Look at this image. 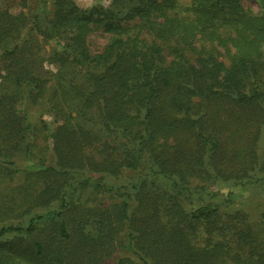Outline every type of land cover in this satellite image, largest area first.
Returning <instances> with one entry per match:
<instances>
[{
    "label": "trees",
    "instance_id": "trees-1",
    "mask_svg": "<svg viewBox=\"0 0 264 264\" xmlns=\"http://www.w3.org/2000/svg\"><path fill=\"white\" fill-rule=\"evenodd\" d=\"M254 1L258 12L242 0H112L109 8L52 0L50 10L43 2L38 12L14 15L0 0V165L12 168L11 155L29 152L28 103L42 97L47 62L58 72L60 101L71 95L77 113L94 116L90 127L64 118L55 129L53 173L141 171L118 203L113 237L83 229L74 243L62 209H51L67 248L14 243L0 264H104L120 227L113 264H264V242L219 223L218 206L188 211L180 202L191 177L249 178L264 168V0ZM127 17L136 28L121 23ZM97 24L111 37L91 54L85 35ZM39 36L59 46L41 56ZM68 189L58 191L61 207ZM40 217L1 226L0 238L33 235Z\"/></svg>",
    "mask_w": 264,
    "mask_h": 264
},
{
    "label": "rangeland",
    "instance_id": "rangeland-1",
    "mask_svg": "<svg viewBox=\"0 0 264 264\" xmlns=\"http://www.w3.org/2000/svg\"><path fill=\"white\" fill-rule=\"evenodd\" d=\"M74 1L78 7L98 4L109 8L112 3V0ZM43 2L46 3L47 10H50L52 0H2L3 6L14 15L21 12L26 14L38 12ZM242 4L253 12H258L260 9L259 4L254 0H242ZM120 21L130 29L136 28L139 23L132 17L122 18ZM110 37L111 34L105 32L99 24L90 26L85 35L89 53H101ZM39 41L41 56H48L54 47L59 46H55L54 39L49 41L43 36H39ZM218 51L219 59L228 63L230 53L224 48H219ZM166 56L170 57L167 54ZM39 70L47 82L42 97H37L35 102L28 103L30 117L34 123L31 140L27 139L32 141L29 152L25 153L24 149H20L11 155L9 160L14 164L12 168L6 170L4 165H0V227L8 224H25L36 215L42 217L35 219L36 230L33 235L10 234L0 238L1 261L5 257L4 248L14 243L30 246L33 241L38 240L46 246L67 248L68 242L60 239L58 235V217L47 214L51 209H62V217L67 223L74 243L78 241L83 229L93 236H98L102 229L110 230V236L113 237L118 203L127 194L125 191H130L132 185L139 181L141 173L138 170L125 169L118 176L106 173H75L68 178L53 173L56 158L52 135L55 129L64 118L69 123H84L90 127L94 116L84 111L77 113L75 106L77 99L71 95L65 96V99L60 101V96L53 92V89L55 91L53 82L58 75L55 67L45 62ZM0 75H3L1 63ZM0 80L3 78L0 77ZM25 104H27L26 100L18 106V110L23 109ZM57 112H62V115H56ZM8 170L15 171L11 173ZM249 173V178L230 177L215 180L189 178L187 183L192 192L180 201L182 208L189 211L204 204L218 206L220 213L215 219L219 223H233L246 228L255 234L259 241L264 242V168ZM87 176L88 181L85 180ZM96 181L98 185L95 184ZM61 186H69L63 194L66 200L64 207H61L58 194ZM153 189L150 184L145 185L149 195L152 194ZM135 198L137 199L136 194ZM109 223H112L111 226ZM122 229V227L118 228V233L113 239L114 250L104 259V264H113L118 256L116 248L122 238Z\"/></svg>",
    "mask_w": 264,
    "mask_h": 264
}]
</instances>
